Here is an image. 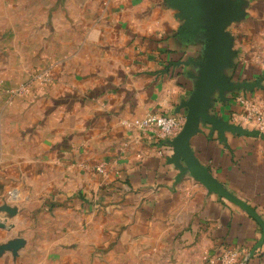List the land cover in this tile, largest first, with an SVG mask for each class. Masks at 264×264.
Returning <instances> with one entry per match:
<instances>
[{"label":"crops","instance_id":"obj_1","mask_svg":"<svg viewBox=\"0 0 264 264\" xmlns=\"http://www.w3.org/2000/svg\"><path fill=\"white\" fill-rule=\"evenodd\" d=\"M215 9V0H0V247L25 241L0 264L181 252L210 264L232 249L246 262L262 223L212 191L171 141L125 125L156 113L184 129ZM227 9L219 71L231 89L214 80L205 112L217 126L201 122L190 148L264 222V132L248 118L264 116V0ZM246 264H264V243Z\"/></svg>","mask_w":264,"mask_h":264},{"label":"water","instance_id":"obj_2","mask_svg":"<svg viewBox=\"0 0 264 264\" xmlns=\"http://www.w3.org/2000/svg\"><path fill=\"white\" fill-rule=\"evenodd\" d=\"M215 4V23L212 35L211 57L209 59L208 64L204 65V75L201 78L198 90L195 96L193 97L192 102L190 103L191 113L188 119V123L181 131V133L173 141H171V143L176 150V155L185 157L186 160L192 165L194 172L212 191H215L244 207L252 217L262 223L264 230V222L261 217L253 209L247 206L243 201L239 200L237 197L227 191L225 187L218 183L212 175L205 171L193 155L190 148V139L198 131L201 122H208L217 126V121L211 119L205 112L206 94L211 88V85L214 80L218 78L217 87L221 91L225 92L231 89H223L222 85L225 83V78L219 71V67L223 62L224 56V29L226 17L228 15V0H215ZM263 243L264 233L260 243L251 252V257L254 256L255 252L258 250V248H260ZM24 246L25 241L23 239H18L17 241L0 247V254L7 250H13L16 253Z\"/></svg>","mask_w":264,"mask_h":264},{"label":"built area","instance_id":"obj_3","mask_svg":"<svg viewBox=\"0 0 264 264\" xmlns=\"http://www.w3.org/2000/svg\"><path fill=\"white\" fill-rule=\"evenodd\" d=\"M42 82H46L50 79L48 72H45L39 77ZM23 90L20 89L17 93ZM25 90V88H24ZM248 118L256 120L261 126V132H264V116L253 111H248ZM126 126L137 127L143 131H157L159 136L164 141H173L181 132L182 123L181 120L175 116L163 115V114H149L146 117L138 118L133 123L125 122ZM100 172H104L103 167L99 168ZM251 258V252L248 255L246 262ZM210 264H246L245 261L240 259V254L236 250H227L221 255L211 258Z\"/></svg>","mask_w":264,"mask_h":264},{"label":"rangeland","instance_id":"obj_4","mask_svg":"<svg viewBox=\"0 0 264 264\" xmlns=\"http://www.w3.org/2000/svg\"><path fill=\"white\" fill-rule=\"evenodd\" d=\"M1 56V54H0ZM25 87V85H23ZM94 264V261L93 263ZM98 264V263H96ZM99 264H200L198 260H192L191 256L187 253L181 252L178 254L170 255L164 259H153V260H133L129 256L127 257H106L101 259Z\"/></svg>","mask_w":264,"mask_h":264}]
</instances>
